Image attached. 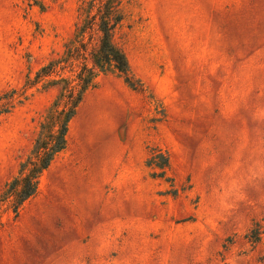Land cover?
Here are the masks:
<instances>
[{"label":"rangeland","instance_id":"rangeland-1","mask_svg":"<svg viewBox=\"0 0 264 264\" xmlns=\"http://www.w3.org/2000/svg\"><path fill=\"white\" fill-rule=\"evenodd\" d=\"M87 1L0 0V195L60 92L36 73ZM119 9L131 85L97 72L36 193L0 208V264H264L247 237L264 226V0Z\"/></svg>","mask_w":264,"mask_h":264},{"label":"trees","instance_id":"trees-1","mask_svg":"<svg viewBox=\"0 0 264 264\" xmlns=\"http://www.w3.org/2000/svg\"><path fill=\"white\" fill-rule=\"evenodd\" d=\"M120 0H89L80 9L84 16L73 38L58 59L51 60L36 73L44 87L60 86V92L45 112L32 150L20 164L18 175L6 184L0 195V208L7 205L16 216L21 205L37 190L39 177L66 145L69 122L73 119L85 93L92 88L98 71L112 67L130 84L131 76L124 53L114 43V29L121 17ZM91 12H93L91 14ZM95 47L88 53L86 34ZM90 62V64H89ZM30 83L27 88L34 86ZM131 85V84H130ZM13 101H10L12 107ZM6 108L3 112H8ZM264 236V226L256 223L247 234L256 244Z\"/></svg>","mask_w":264,"mask_h":264}]
</instances>
